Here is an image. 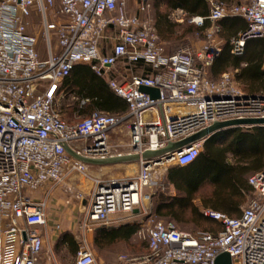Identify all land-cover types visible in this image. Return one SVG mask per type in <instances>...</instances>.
Returning a JSON list of instances; mask_svg holds the SVG:
<instances>
[{
	"label": "built area",
	"instance_id": "built-area-1",
	"mask_svg": "<svg viewBox=\"0 0 264 264\" xmlns=\"http://www.w3.org/2000/svg\"><path fill=\"white\" fill-rule=\"evenodd\" d=\"M136 3L134 12L129 3ZM153 0H0V264H41L46 224L45 203L33 193L62 184L69 175L87 176V164L73 153L93 159L115 155L109 138L118 130L128 138L129 155L158 151L215 122L264 118V93L248 94L230 73L212 80L208 69L222 52L205 45L199 52L167 54L148 15ZM203 26L225 18H242L247 28L233 39L232 53L245 43L264 40V0L226 4L210 0ZM59 19L50 21L48 9ZM42 19L49 51L41 56L37 38L27 32L32 14ZM52 34L58 51L50 46ZM150 65L155 74L109 76L121 61ZM78 64L108 76L110 89L128 104L121 115L93 113L80 121L64 120L56 92ZM141 86L157 88L152 98ZM247 127V126H243ZM204 140L157 158L139 160V170L123 178H93L89 202L79 225L75 264H99L89 241L96 225H108L116 213L133 212L157 185L154 169L195 161ZM118 156L122 153L117 152ZM248 182L251 196L237 217L206 208L202 213L222 224L218 232L190 233L174 222L150 218L138 230L146 241L141 255L121 254L115 264H215L228 253L232 264H264V169ZM75 197L84 199L82 191ZM56 231L61 230L56 224Z\"/></svg>",
	"mask_w": 264,
	"mask_h": 264
},
{
	"label": "trees",
	"instance_id": "trees-1",
	"mask_svg": "<svg viewBox=\"0 0 264 264\" xmlns=\"http://www.w3.org/2000/svg\"><path fill=\"white\" fill-rule=\"evenodd\" d=\"M220 1L228 5L232 4L231 0ZM152 3L154 4L153 24L164 46L163 39L175 35L177 27L182 26L181 23L170 19L173 10L182 9L187 18L207 17L211 7L208 0H153ZM218 24L221 27L220 36L225 40V44L220 56L209 67L211 79L217 80L224 73H230L237 85L239 82L246 87L242 89L238 85L244 92L264 93V40H248L243 54L236 55L232 53L231 42L247 28L245 20L237 17L225 18L218 21ZM210 25L211 21L205 19L200 29L204 30ZM179 49L176 48L167 54L176 53ZM132 64L149 69L142 75L155 74V70L142 61ZM56 95H62V99L68 95L78 97L80 101H77L76 107L85 118L96 112L121 115L128 110L126 101L116 95L110 89L108 81L98 76L87 64L75 65L70 75L59 86ZM262 169H264V126L236 127L220 131L204 142L202 152L195 161L186 166L176 165L168 169L167 180L174 185L177 193L172 197L159 194L153 215L174 222V220L182 221V217L189 212L196 219L197 225L206 224L205 226L208 227V230L197 232H218L222 224L206 217L194 203L200 189L204 185H210L212 188L210 194L201 197L204 207L237 217L242 212L243 203H246L251 196L249 177ZM175 225L178 228L176 223ZM138 230L137 226H125L119 229L102 228L96 232L94 245L98 248L111 246L119 241L128 240ZM64 239L66 236L63 237ZM66 241L69 252L77 253L78 245L75 240L69 238Z\"/></svg>",
	"mask_w": 264,
	"mask_h": 264
},
{
	"label": "crops",
	"instance_id": "crops-1",
	"mask_svg": "<svg viewBox=\"0 0 264 264\" xmlns=\"http://www.w3.org/2000/svg\"><path fill=\"white\" fill-rule=\"evenodd\" d=\"M232 4L234 3H241L246 0H231ZM210 3V0H208ZM129 11L134 12L136 8V3L133 1L129 3ZM48 19L50 21L56 20L60 18V15L57 12V9L51 8L48 9ZM150 18L154 23V4H152ZM174 14H176V18H174ZM184 16H186L185 12L178 8L171 12L170 19L173 22L181 23L184 20ZM45 31V26L40 18L39 14L34 11L30 18V25L28 26L27 32L29 35H32L37 38L38 44L37 48L40 51L45 52L48 54L49 46L47 41L44 39L43 33ZM174 35L166 37L163 39L165 43V50L168 53L173 52L176 48L173 45ZM44 40V43L42 41ZM50 46L52 51L57 49L58 45L57 40L54 34H52ZM41 53V52H40ZM83 65V64H82ZM149 69L145 66H137L135 64L129 63L125 60L121 61L114 71H111L109 76H116L118 79H124L131 74H146ZM208 73L210 76V72L208 69ZM108 80V76L104 77ZM211 78V76H210ZM220 79V78H219ZM62 97V95L60 96ZM61 100V99H60ZM59 103V102H58ZM59 106V104H57ZM209 139V138H208ZM110 144L112 148L115 150V155L110 158L119 157L117 152L122 153L121 156L129 155V146H128V138L124 133L119 132L118 130L110 132L109 138ZM206 140H204L205 142ZM120 166H125L128 169L132 168V170H139V161H127L121 163H108L106 165H90L88 164L89 170L92 175H101V176H110L111 173L114 172L115 168H119ZM136 171V172H137ZM115 173V172H114ZM84 177L79 173H75L69 175L67 179L58 186H49L46 189H42L41 191L37 192L36 194H32L36 200L43 201L45 203V214H46V224L40 227V231L44 237V247L41 253L40 262L41 264H62L61 256L59 255L60 251H68L67 245L68 242L66 241L69 238H73L78 245V234H79V225L83 218L84 211L89 202V194L93 187L92 179L87 178L82 180ZM111 179L113 177H107ZM82 191L84 194L83 200H78L76 195V189ZM164 196L172 197L175 196V193L172 195L170 192L162 193ZM144 205L136 208L133 212L129 213H116L111 216L110 223L108 225H96L95 231L92 234V240H95L96 232L102 228L107 229H119L125 226H137L140 227L147 222L150 218H157L153 213H149L145 216ZM162 219V218H157ZM165 220V219H162ZM167 221V220H165ZM56 224H60L61 230L56 231L55 226ZM125 224H134V225H125ZM2 225H0V230ZM179 229V228H178ZM181 230V229H180ZM1 235V231H0ZM66 236V239L63 240V237ZM117 243H123L126 250L122 253H118L116 257L112 259L108 258L103 260L101 257L98 258L99 264H115L117 262V258L121 254H141L144 251H147V244H142L140 242V238L138 236V232L131 236L128 240H122ZM142 244V246L140 245ZM79 246V245H78ZM130 247V249H129ZM71 255L72 261L70 264H75V257L76 253ZM96 255V254H95Z\"/></svg>",
	"mask_w": 264,
	"mask_h": 264
},
{
	"label": "rangeland",
	"instance_id": "rangeland-1",
	"mask_svg": "<svg viewBox=\"0 0 264 264\" xmlns=\"http://www.w3.org/2000/svg\"><path fill=\"white\" fill-rule=\"evenodd\" d=\"M151 9H152V5L148 11L149 16L152 14ZM175 15L176 14H174V16H173L174 18H176ZM192 18L193 17L187 18L186 16H184L182 26L177 27L176 33L174 35L175 38L173 39V42H172L174 45V48L190 49V50H193L195 52H199L205 45H210V46L220 47L222 49L224 44H225V40L223 38H221V36H220L221 27L218 24V22H216V23L211 22V25L208 28L201 30L200 26L192 21ZM42 43H44V45H45L44 40L42 41ZM40 52H41L40 53L41 56L47 55L43 51H40ZM54 52H57V49H54ZM217 80H219V77L217 78ZM217 80H215V81H217ZM238 85H240V87L242 89L246 88L244 85H242L239 82H238ZM77 101H80V99L78 97H75V96L72 97L71 95H68V96L64 97L63 99H62V97L57 96V104H59V106L57 105V107L61 112V116L64 120H66L70 123H74V122L80 121V120L85 118L84 116H82L79 113L78 108L76 107V103H78ZM83 102H84V100H82V103ZM87 166H88V164H87ZM174 166H176V165H174V164L165 165V166L162 165V166H157L154 169L153 173L155 176V180L157 181V185L153 186L150 189H147V191H146V193L150 197L144 203L145 216L148 215L149 213H153V210L155 207L154 205H155L156 199H157L159 194H162L163 192L168 194L170 192V194L173 195L175 193V195H176L177 191H176L174 185L169 183L167 180L168 169H170L171 167H174ZM136 171L137 170H132V168L128 169L125 166H120L119 168H115V170H114L115 173L114 172L111 173L110 176H106V175L101 176V175H96V174L92 175L94 173H91L89 170V167H87L88 175L82 177L83 178L82 180H85L86 177L91 178L92 180H93V178H96V177H99L101 179H108L107 177L123 178L126 176H132V175L136 174L137 173ZM211 190H212V188L210 185H204L200 189V192L197 194V197L194 200L195 205H197L199 207L201 212H202V210L206 209V207H204L202 205L203 203L201 202V197H202V195L210 194ZM39 191H41V190H38V191L34 192L33 194H36ZM76 191H79V189L77 188ZM246 203H243V204L245 205ZM174 222L177 224L178 228L184 232H190V233L194 232L195 233L199 230H204V229L208 230V227L205 226L206 224L197 225L196 219L189 212H187L182 217V221L174 220ZM89 241L92 245V249L94 250V253L96 254L97 259L99 257H101L103 260H106L108 258L112 259L113 257H116L118 253H122L126 250L123 243H115V244L108 246V247L98 248L94 245V240H92V235H90ZM140 242L142 244L146 245V241L140 239ZM142 244H140V245L142 246ZM129 249H130V247H129ZM59 255L61 256L62 264H70L71 263L72 258H71V255L69 254L68 251L62 250V251H60Z\"/></svg>",
	"mask_w": 264,
	"mask_h": 264
},
{
	"label": "water",
	"instance_id": "water-1",
	"mask_svg": "<svg viewBox=\"0 0 264 264\" xmlns=\"http://www.w3.org/2000/svg\"><path fill=\"white\" fill-rule=\"evenodd\" d=\"M140 90L142 92L149 94L154 99L159 97V90L157 88L141 86ZM243 126H247V127L264 126V118H246V119H235V120H229L223 122H215L211 126L204 128L200 131H197L179 142L171 143L167 147L160 149L158 151L144 152L141 156L138 154H133L127 156H119L115 158H108V159H93V158H87L84 156L77 155L73 153L70 149H68V151L76 158L90 165H106L108 163H114V162L121 163L127 161H139L141 158L143 159L157 158V160H160L161 156H163L166 153L179 151L183 147L189 146L196 141L207 140L208 138H210L211 136H213L214 134L220 131H224L236 127H243ZM215 264H232V258L228 253H222L216 258Z\"/></svg>",
	"mask_w": 264,
	"mask_h": 264
}]
</instances>
